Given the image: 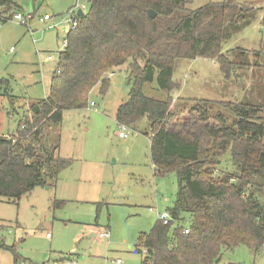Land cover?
<instances>
[{"label": "trees", "instance_id": "trees-1", "mask_svg": "<svg viewBox=\"0 0 264 264\" xmlns=\"http://www.w3.org/2000/svg\"><path fill=\"white\" fill-rule=\"evenodd\" d=\"M256 1L224 0L191 10L192 0H90L88 12L75 14L78 28L68 32V46L57 55L47 97L22 116L14 135L0 132V199L18 202L37 187L58 184L73 161L61 157L60 142L50 133L65 112L88 109L95 90L105 97L109 77L124 68L131 87L117 123L134 130L146 118L155 175L175 173L178 182L167 210L171 221L158 220L139 238L141 264H219L225 251L240 246L254 257L264 254V105L217 103L233 111L231 124L212 112L210 101L182 104L172 97L181 87L174 81L178 59L216 60L230 79L240 68H252L232 62L233 50L222 49L257 20ZM19 12L16 0H0L4 24ZM154 82L166 99L145 94ZM6 97L16 107L8 90L0 93Z\"/></svg>", "mask_w": 264, "mask_h": 264}, {"label": "rangeland", "instance_id": "rangeland-1", "mask_svg": "<svg viewBox=\"0 0 264 264\" xmlns=\"http://www.w3.org/2000/svg\"><path fill=\"white\" fill-rule=\"evenodd\" d=\"M89 1L75 0L73 7L79 5L86 13ZM223 1L192 0L189 8L196 10ZM16 2L23 13L36 11L31 22L36 32L31 36L25 26L12 20L0 23V81L9 83L0 93L8 90L16 106H11L9 97L0 99V130L5 135H14L22 116L49 93L56 66L46 64L40 71L37 65L42 59L37 50L44 56L63 51L65 35L44 29L40 17L58 15V21L66 26L65 14L71 9L65 8L69 0ZM252 5L257 20L223 43L222 49L224 53L233 50L229 53L232 62L252 68L247 71L242 67L230 79L216 60L178 59L174 81L181 87L172 93L175 102L210 101L212 112L225 114L231 124L236 120L233 111L217 103L264 105V0ZM110 79L105 97L98 89L92 93L95 108L65 112L61 126L50 133L51 141L60 142L61 157L73 161L61 172L58 184L37 187L18 202L0 199V245L8 247L0 248V264H59L70 255L76 264H118V260L122 264L142 263L136 245L142 234L153 229L159 214L173 206L177 176L155 175L146 118L134 130L118 125L116 112L127 100L131 83L124 68ZM144 92L154 99L167 97L156 82L146 85ZM14 109L15 117L10 120L9 112ZM122 131L128 135L126 139L120 138ZM103 231L110 233L109 240L100 239ZM219 264H264V254L254 257L246 246H240L225 251Z\"/></svg>", "mask_w": 264, "mask_h": 264}, {"label": "built area", "instance_id": "built-area-1", "mask_svg": "<svg viewBox=\"0 0 264 264\" xmlns=\"http://www.w3.org/2000/svg\"><path fill=\"white\" fill-rule=\"evenodd\" d=\"M79 9V5L75 6L74 8H72L71 10L68 11V13L66 14V20L65 22L68 24V30H75L76 28H78V21L75 19V14ZM35 19V17L33 16V14L29 13H15L12 18H10L9 21H15L16 23L23 25L27 28L28 33L33 36L34 35V30L31 26V22ZM53 19L54 17L50 14H45L44 16L40 17V22L44 24V29L46 30H53L55 28V24L53 23ZM8 21V22H9ZM0 23H3L0 20ZM4 24V23H3ZM68 46V42L67 40L64 39L63 41V50ZM56 59H58V56H54L52 53L47 55L46 60L48 62H54ZM58 73H60V71H57ZM92 108L96 107V104L94 102H91L90 106ZM14 115L12 114L10 116V118H13ZM125 128V127H123ZM125 130V129H124ZM120 138H127L128 135L122 131L119 134ZM159 220L162 221L164 224H168L171 221V216L168 212H165L163 214H159ZM189 233V230H186V234ZM47 239L50 238V235L46 236ZM101 240H109L110 239V233L108 231H103L100 233L99 235ZM118 264H122V260H118L117 261ZM61 264H76L75 261L73 260V257L68 256V257H64L63 261L61 262Z\"/></svg>", "mask_w": 264, "mask_h": 264}, {"label": "crops", "instance_id": "crops-1", "mask_svg": "<svg viewBox=\"0 0 264 264\" xmlns=\"http://www.w3.org/2000/svg\"><path fill=\"white\" fill-rule=\"evenodd\" d=\"M77 1H79V0H77ZM75 3V0H69V3L66 5V7L65 8H68V10H69V8H72L73 7V4ZM78 11H82V9L80 8ZM263 11H264V8H263ZM262 11V12H263ZM83 12V11H82ZM79 13V12H78ZM263 14V16H264V12L262 13ZM53 17H54V19H53V23L56 25L55 26V28L53 29V30H49V31H51V32H56L57 33V35L59 36V35H65V38H66V36H67V34H68V32H69V30H68V24L65 22V24H66V26L65 25H63V24H61V22L60 21H58L59 20V16L58 15H53ZM6 24V23H5ZM36 32V30H34V33ZM64 38V39H65ZM35 44V43H34ZM38 44L36 43L35 44V46H37ZM37 48V47H36ZM12 52H14V50L12 49L11 50ZM36 53H38L37 55H39L40 56V58L42 59V61H40V63H38V65H37V68L40 70V71H42L41 70V68H40V66L41 67H44L46 64H50V65H54V66H56L57 65V63H56V61H57V59L54 61V62H48L47 60H46V58H47V55L48 54H50V52H48V53H46L45 54V56L43 55L44 54V52H42L41 50L39 51V50H37V52ZM43 53V54H42ZM53 54V53H52ZM58 55V54H57ZM56 55V56H57ZM115 75V73H113L112 75H111V77L112 76H114ZM111 77H109V78H111ZM111 80V79H110ZM11 116V115H10ZM10 116H8V118L11 120V119H13V118H10ZM0 132H1V130H0ZM1 134H3L2 132H1ZM5 135V134H4ZM9 135H11V134H7V136H9ZM121 139H126V138H121ZM60 264V263H59Z\"/></svg>", "mask_w": 264, "mask_h": 264}, {"label": "water", "instance_id": "water-1", "mask_svg": "<svg viewBox=\"0 0 264 264\" xmlns=\"http://www.w3.org/2000/svg\"><path fill=\"white\" fill-rule=\"evenodd\" d=\"M78 14L81 16V15L83 14V12H82V11H79ZM148 14H149V16H150L152 19H154V18L157 16L156 12H154L153 10H149V11H148ZM263 32H264V29H263ZM33 112L38 113V112H39V107H35V108L33 109ZM188 221H190V219H189Z\"/></svg>", "mask_w": 264, "mask_h": 264}]
</instances>
